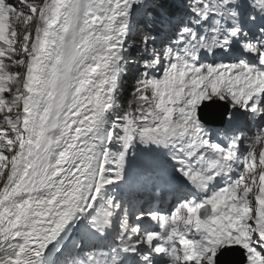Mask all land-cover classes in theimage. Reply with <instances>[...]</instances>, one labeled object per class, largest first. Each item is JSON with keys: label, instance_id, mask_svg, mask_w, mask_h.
I'll use <instances>...</instances> for the list:
<instances>
[{"label": "bare ground", "instance_id": "6f19581e", "mask_svg": "<svg viewBox=\"0 0 264 264\" xmlns=\"http://www.w3.org/2000/svg\"><path fill=\"white\" fill-rule=\"evenodd\" d=\"M64 1L60 8L54 9L52 4L55 3V0H44L43 2L48 11L43 22L41 39H39L40 41L34 48L37 71L35 75H30L29 85L25 88V90L34 89L35 87L49 89V78L51 75V78H53L55 73L56 80L54 79L55 82L51 81L54 82V85L50 99L52 103L48 115L54 113L57 116V120L54 121L55 129L44 139V144L47 148V153L44 155L45 158L47 156V161L45 162L47 171L41 176V181L38 178L32 179L33 185L37 186L38 190L35 193L34 191L31 192L28 189V183L31 175H33L39 154V140L41 139V130L39 128L40 125L41 127L44 125L46 119L44 118L36 133L32 129L29 130L30 126L26 130V138L28 140L24 142L25 145L21 147L19 154L15 156L14 164L7 173L8 181L0 193V221L6 220L10 228L9 245L0 264H16L22 255H26L31 264H44L48 254L43 255L42 246H47L50 242H54L57 239L55 243H59L60 239L65 235V229L68 228L69 224L73 221L81 220L82 206L87 199L89 187L95 177L96 167H98L96 163L102 150H100L102 147L101 143L104 142L103 140L108 131V122L113 115L112 109L115 103L117 106L118 102V99H115L116 86L113 90L115 91L113 97L110 95L112 89L109 86L107 88L110 92L106 89V83L103 81V71L95 67L94 63L103 61L105 68L109 69L111 68H108L109 62L113 61V59L116 62L115 64L119 62L120 56L118 54H121L120 49L124 48L122 45L125 46L128 42L129 28H127V23H129L130 15L128 16L127 13L131 9V4L129 5V3H132L133 0ZM122 36L123 39L121 41ZM62 40L69 48L66 46L64 51L61 48L60 63L57 71L54 72L52 64H49L42 79L39 81L40 63L43 62L47 65L48 60L50 62L54 60L53 57H46L44 62L43 56L46 55L49 48L57 52L62 45H52L48 49L45 48H47L48 44H56ZM247 40L251 39L247 38ZM77 41L80 44L83 60L78 66V70H74V64L70 62V59L75 58L74 53L77 50L72 48V46L76 45ZM81 41L86 43L91 50H84L81 47ZM229 43L235 46V53L233 52L230 55L232 59L235 54L242 56L249 54L243 47V35L239 38L234 35ZM47 54H50V51ZM222 61L225 63V59H222ZM31 62H29L30 65ZM87 65L93 66V69L86 68ZM20 67L22 68V66ZM113 68L115 69L116 67L114 66ZM78 72H80L79 80L78 76H76ZM196 75L199 76L198 74ZM111 80L113 78L109 75L105 79L108 85ZM239 80L237 78V82ZM67 82H69V88ZM25 90L23 94L27 93ZM68 90L69 95L67 94ZM204 94L202 102L208 100V97ZM260 94L264 96V88L261 89ZM31 96L26 97L25 100L22 98L23 104L19 113L23 119V126L28 122L26 110L28 108L36 109L41 105V101L45 97V99L49 97L47 93H42L38 95L36 102H33L31 101ZM211 100L214 101L213 107L205 109V112L209 114L221 112L224 106L216 99ZM252 101V111H255L259 107V101H261L255 92ZM70 102L80 103L81 105H86V107L87 104L92 102L93 105H97V109L95 111L94 108L89 109L87 107L85 112L81 111V114H85L81 124L72 126V122L68 119L65 126L62 127L60 125L61 119L64 122L67 119L66 113H62V107ZM229 106L231 108H239L233 104H229ZM172 107L173 105L170 108L172 109ZM246 107L244 105L240 108ZM231 108L228 109L229 113H235L239 122L244 117L253 116L250 111ZM93 121L96 124L91 126ZM204 123L209 127H218L215 124ZM255 124L264 125V116L256 119ZM227 127L234 130L232 124L228 123L227 120L223 128L220 129L225 130ZM61 129L63 133L58 132ZM238 140L241 141V139ZM151 142L153 143V141ZM241 143H244L243 140ZM57 144L65 149V154L60 160H57L55 154ZM21 155L23 158H20ZM18 156L19 158H17ZM232 157L237 165L238 159L234 149ZM18 160L20 169L22 171L26 169L21 176L22 181L17 180L15 176L17 170L16 161ZM21 165L25 168L21 167ZM15 181H17L15 184L16 190L13 191ZM159 185L167 187V183L161 182ZM4 194L11 195L13 198L8 206H6V200L9 197L6 196L4 198L2 196Z\"/></svg>", "mask_w": 264, "mask_h": 264}, {"label": "rangeland", "instance_id": "374dc122", "mask_svg": "<svg viewBox=\"0 0 264 264\" xmlns=\"http://www.w3.org/2000/svg\"><path fill=\"white\" fill-rule=\"evenodd\" d=\"M132 1V0H129ZM134 1V2H133ZM132 3L130 2L129 5L131 7L129 13H127V15L129 17H131V21L132 23H130V19L128 20L129 23H127V28L128 29V42L125 46L122 45L120 52L118 55L120 56L119 60L117 57V60L119 61L117 64H115L116 62L111 61L109 62L108 68L106 69L105 66L103 65V61H96L94 63L95 67L100 68L103 71V81L106 83V89L109 91V89L107 88V86H109V88L112 89V92H110V95H112L114 97V87L116 85H118V83L121 80L122 77V70L124 69V64L127 61V54H128V49L131 47V41L132 39H134L135 37H140V42L142 39H144V36H142L141 33H139V31L137 30V26L139 19L141 18V15L144 12V6L140 5V0H133ZM44 0H40V2L38 4L35 5H31L27 4L23 1L24 3V7L22 9V13L23 14H17L16 20H18V24L21 27L20 31H16L17 35H19L20 41L21 43H18V46L16 48V50L18 51V53H20L23 57V61H22V71H21V75L19 77L20 80V85L21 87L19 88V93H20V100L18 101V105L15 107L14 105H12L11 103L8 102V99L10 97H13V86H9L6 85V87L9 88V91H5L1 85H0V153L2 154V156H0V189L2 188V181L4 180V176L8 173V169H9V165L11 164L12 161H14L15 155L19 154V151L21 150V147L23 145H25V141L28 140V138H26V130L28 129V127L30 126L29 130H34L36 133L37 128L39 127V125L42 122V119L46 118L51 106L50 102L51 97H52V92H53V85L54 82L56 80V76L55 73L53 74V78L51 75V79L49 78V89L48 88H37L35 87L34 89H30L29 90H25V88L29 85V77L30 75H35L36 71H37V64L35 62V55H34V48L37 46L38 41H40L39 39H41V32L43 29V22L45 20V14L47 13V7H45V5L43 4ZM65 1L64 0H55V3L52 4V8H60L63 3ZM14 21V20H13ZM137 23V24H135ZM208 25L214 26L215 28H218L219 25L215 23V19H211L208 23ZM125 28V29H127ZM31 32L29 38H27V35L24 34L25 31ZM27 32V33H28ZM24 39V40H23ZM123 39V36L121 37V41ZM28 40H32V42L28 41ZM156 43V42H155ZM24 44V47L26 48L27 52H23V47L22 45ZM52 45H62L59 47V49L56 51H54V49L49 48ZM154 48L155 51L150 52L149 54L146 53V49L143 48H137V50L139 51V54L143 56L142 59H150L151 57H159L161 58L162 62L163 59L160 56L161 55V50L164 47V43L157 41L156 44H154ZM66 43L64 42V40L60 41L59 43L56 44H48L47 48V53L48 51H50V54H47L43 56L44 62L46 57H53V61L50 62L48 60L47 65L43 62L40 63V68H39V81L42 79L45 70L47 69V66L49 64H52L53 70L54 72L57 71L58 69V65H59V59H60V55H61V48H63V51L66 48ZM81 47L85 50H91L86 43L81 41ZM67 48H69L67 46ZM72 48H76V53L75 54V58L74 59H70V62L72 64H74V70H78V66L80 65V63L82 62V57H81V48H80V44L77 41L76 45H73ZM147 48L151 49L150 46V42L147 45ZM112 59V58H111ZM32 61V62H31ZM174 61V60H173ZM183 58H178V60L176 61V66H177V77H182L184 78V82L183 83V90H182V95L185 96L186 95V99H184V101H182V104L179 105V107L182 109L183 113H182V117L179 118V116H175V119H178L180 121V123H183L184 125V131L182 133H179L173 142H165V144L171 149V152L174 151V149H178V147H180V145L186 146L189 148V150L191 151L192 155L197 157V160L194 163H198V165H196L198 172L196 174H190V178H200L201 180H204V177L207 179V181L209 182L210 179H212L213 175L212 173H214L215 171H218V168L221 166V161L219 159H216L213 156H210L211 154H214V151L219 149V138L221 136H217L215 135V133H220L219 131H224L221 130L218 127H200L197 122V120L195 119L194 116V112H195V105L197 104V102H199L202 98L203 95H195L192 92L193 88L195 85H197L199 83V81H197V75L194 74L191 70L192 68V63L191 60H189V64L186 66L185 63L183 62ZM31 62V65L30 63ZM111 64V65H110ZM116 67L115 69L113 68L114 66ZM106 65V64H105ZM223 65H226L225 63ZM77 67V69H76ZM88 69L92 70L93 66L91 65H87ZM32 69V70H31ZM115 71V72H114ZM32 72V73H31ZM115 74H114V73ZM110 73V74H109ZM28 74V75H27ZM59 74V73H58ZM80 72L76 73V76H78V80L80 77ZM110 76L111 78H113V80H111V83L108 85L107 82L105 81L107 76ZM55 76V77H54ZM28 78V79H27ZM53 79V80H52ZM55 79V80H54ZM54 81V82H51ZM168 84L166 83L165 86H167ZM67 86L69 88V82H67ZM222 87L225 91H228V95H229V102L231 101V99L234 97V91L232 90V83H227L224 82L222 84ZM37 88V89H36ZM36 89V90H35ZM27 91L26 94H23V92ZM33 90V91H32ZM49 90V93H48ZM201 90H206L207 92L204 94L206 97H208L207 99H215V94L210 91L208 89L207 85H203L201 87ZM21 91V92H20ZM48 94V98L47 99H43L41 101V105L39 107H37L36 109L34 108H28L26 111L27 115H28V122L27 124H25L24 126L23 124V119L21 117L20 109L22 107L23 101L22 98L25 100L26 97L31 96V101L36 102V100L38 99V95L39 94ZM209 93H211V96H209ZM67 94L69 95V90L67 91ZM244 95L246 96L245 100H240V99H234L233 100V105L235 107H241V106H247L250 102H252L253 105V95L254 92L253 91H248V90H244ZM145 99H148V97L144 96ZM163 97V96H162ZM167 97V96H164ZM218 97V96H216ZM2 98H5V100H3ZM115 99L116 98V93H115ZM14 100H11V102H13ZM150 101H153L152 98H150ZM162 104L164 105V109L167 110L171 107V105H173L172 109L174 111L179 110L178 105H174L172 104V102L167 101V100H163ZM87 107L89 109H93L96 111L97 109V105L96 104H92L89 103L87 104ZM86 105H81L80 103H76V102H70V103H66L64 104V106L62 107V113H66V117L67 119L65 120V122L61 119L60 125L62 127L65 126V123L68 121V119L72 122V126H76L79 125L83 122L84 118H85V114H81V111L83 110L85 112L86 110ZM117 106L116 103L112 109V117L109 120V124H108V131L105 135L104 138V142L101 143L102 147L100 148V155L98 156L97 159V163H96V170H95V177L89 187V191L87 194V199L85 201V204L87 203V201L89 200V197L93 196L95 194V191H97V189H99V185L96 184L97 182V177L98 174L100 173V168L102 166V156L103 155V151H104V147L106 144H109L111 142H113V139H110L112 137V133H111V121L112 118L114 117V112L116 110ZM39 113V116H38ZM24 116V114H22ZM182 119H186V121H182ZM239 122V120L237 119V117L230 123H237ZM96 124L95 121H93L91 123V126H94ZM39 130H41V125ZM225 130H227L228 133H231L232 135H235V133H240L239 129H234L231 130L230 127H227ZM59 133H63V130H58ZM102 134V133H101ZM211 134V135H210ZM140 133H132L131 135H126L125 136V142L126 139L128 140L129 138L131 139V144H128L129 147V151L131 152H136L137 146L135 144V140L139 137ZM215 136V138H214ZM159 139V138H157ZM236 139H241V141L243 140L242 138H236ZM209 141V143H211L212 145H210V150H208V152L206 153V156L208 157H198L200 154L198 152V150L200 149V143L202 144H206L204 143L205 141ZM228 138H225L224 142H228ZM32 143V142H31ZM121 144H125V143H121ZM255 146H249L250 147V151L247 150L245 151L244 155H243V168L240 169L241 171V178L239 180H237V183L235 184V186L232 189V194L235 198L239 199L240 197L243 199V209H248L252 212L251 217H250V221H251V225H250V232H249V236L253 239V243L255 246H257L258 240H262L264 237V182L262 184V187L260 185V181H262V177H260V174L264 172V165L260 166V162L257 160V154L258 152L256 151V149H259L260 145H261V141L260 140H256ZM171 146H173V148H171ZM198 153V155H197ZM55 154L57 156V160H60L64 154H65V149L63 147H60L57 144L56 147V151ZM170 155V151H167V155L166 158ZM175 157L177 159L179 158H184L186 161L188 160L187 156H183L181 155L180 152H177L175 154ZM19 158V156L17 157ZM20 158H23V156L21 155ZM154 158L157 160L158 164L162 167V175L158 174L156 167L152 166V165H147V163L145 162L144 164V169L142 170V173L140 174V177H142V179L144 181L148 180V174L152 175V177L154 178L153 181H156L157 183L161 181H166L167 177L170 175V173L172 172V168H174V166L170 167L169 164L167 163L168 160H162L160 158L159 155H154ZM100 160V161H99ZM143 160L144 157H143ZM121 161L120 160L117 162V164H120ZM180 164L183 166L184 161L179 159ZM17 163V170L15 173V176L17 178V180L22 181V174L26 171V169L24 171H22L20 169V162L19 160L16 161ZM240 161L238 160V164L239 165ZM99 164V165H98ZM171 164H174L173 162ZM21 167H23L21 165ZM25 168V167H23ZM7 172V173H6ZM249 174L251 175V177H249ZM185 175H189V174H185ZM27 176V174H26ZM139 175L137 173H133L131 174L132 177V181L130 183H134L136 182L135 180L137 179ZM9 177L7 176V179ZM263 180H264V175H263ZM8 181V180H7ZM17 181H15L14 186H13V191L16 190L15 188V184ZM158 183V184H160ZM260 185V187L262 188L261 193L258 192V186ZM215 189V188H214ZM222 186H218L215 191L214 194L216 195V197H219L220 192L222 190ZM2 190V189H1ZM103 189L101 188V191ZM244 193V195H242ZM186 197H183L181 199H179V204L177 205V209L178 210H182L185 209V205L187 204L186 199H184ZM12 196L10 195L7 202H6V206L9 205V202L12 201ZM214 199V195H208V200L212 201ZM197 199H195L194 201H196ZM192 201V200H191ZM193 204V201L191 202ZM174 209V205L173 207H171L170 210ZM260 224H258L257 223ZM72 229V228H71ZM253 229V230H252ZM262 234V235H259ZM83 235L84 238V234L81 233L80 235L78 234H73L71 232V230H68L67 233H65V235L60 239L61 241L58 243L59 244H65L67 245L65 241V239L69 238L70 236H75L70 244L72 242H74L76 239L80 238ZM89 235V234H86ZM95 242L91 241L88 245L89 248H91L94 245ZM96 248H98L95 245ZM99 249V248H98ZM100 250V249H99ZM101 252V251H100ZM116 256V249H113L111 251V253L106 257V260H110L112 257ZM99 257V256H97ZM264 262V259L262 260ZM16 264H29V258L26 255H22L21 258H19L16 262ZM45 264H49V257L46 260ZM99 264H102L99 261Z\"/></svg>", "mask_w": 264, "mask_h": 264}, {"label": "snow or ice", "instance_id": "6c2138e0", "mask_svg": "<svg viewBox=\"0 0 264 264\" xmlns=\"http://www.w3.org/2000/svg\"><path fill=\"white\" fill-rule=\"evenodd\" d=\"M0 2H2L5 13L8 17L7 22L9 24V32L11 34L13 20L16 19L17 14H23L22 9L25 5L23 0H0ZM196 4H198L199 7H196ZM140 5L144 6V12L139 19L138 24L145 30L144 43L146 45L149 42V36H151L153 43L160 41L164 44L174 43L177 39H179L180 43L183 44L185 36H187L189 40H192L193 37H195L196 40L201 38L207 39V37L204 36V33H207L209 30L208 21L210 19L216 17H224L227 19L228 16L235 17L233 24L239 29V31H235L232 25H226L228 32L231 34L235 31V36L237 38L241 35L253 37L251 40L244 41V43L255 44L258 49L255 53L250 54L249 59L252 64H260V67L253 69V71L264 70V64L260 63V56L264 53V0H243L239 6L234 5L233 0H213V3H210L209 0H196V3H194L191 7L186 6L185 0H140ZM205 7L212 9V11L207 15H202L201 10ZM184 8H187V10L191 13L192 18L188 24L184 23L185 16L181 15V11ZM129 19L130 23H132L131 17H129ZM215 23L219 24L220 20L215 19ZM192 25L196 26L192 27ZM201 25H203L202 28ZM241 25H243V27H240ZM193 42L195 43V41ZM153 51H155L154 48ZM201 51H204V49H201ZM223 51L225 54L231 51L230 44L226 45ZM148 64L149 60L145 58L143 61L145 71L142 73L145 80L149 79V76L147 75L148 69L146 67ZM250 83L251 81H249V84ZM133 91H135V89H133ZM209 96H211V93H209ZM213 102V100L208 99L200 103L196 108L197 118L201 122L203 121L209 124H215L218 128H223L226 120L228 123H231L236 118L235 113H229L228 109L231 108L229 104L224 103L223 101H219L220 104L224 106L223 112L211 114L206 113L205 109L213 107ZM144 107L148 111L142 113L141 119L148 116V112L152 111L154 105L146 104ZM259 107L264 108V103L259 101ZM231 109L247 110L257 117L264 116V111H252V102H250L246 108ZM127 115L128 113H124V116ZM136 115L137 113H133V117ZM122 119L123 117L118 115L114 120V123L120 124ZM111 132L113 137L116 138H118L119 135H123L122 128L120 130L111 129ZM219 132L222 137L228 135L227 130ZM236 136L238 135H233L232 138L235 139ZM237 143H239V141H237ZM170 159L178 166L176 171L187 179L185 175L187 167L181 166L178 159L174 155L170 156ZM189 160L186 161L187 166H191L188 163ZM122 179L123 175L119 177V181ZM109 182L112 183L113 181ZM96 199L98 200L99 197ZM89 201L92 202L91 196L89 197ZM94 205L95 204L93 203V207ZM113 206L116 207L117 212H119L120 207L114 201ZM89 211H91V209ZM149 215L153 214L149 213ZM81 219L86 221L85 227L87 228V231L85 232L90 233V235L94 238L96 236L103 237L98 235L95 230L92 229L89 223L90 217H81ZM136 219L141 220L142 214L137 215ZM76 223L77 221L70 223L64 233H67L69 229L73 228V224L75 225ZM135 228L140 231V234L147 235V232L142 233L139 224L135 225ZM127 238L132 241L133 244L125 255L113 257L114 264H121L124 256L130 257L128 264H154L153 256L162 255L157 252L155 243L146 247L150 249L149 252L143 251L139 242V234L135 237V239H133L131 234H128ZM56 241L50 242L47 246H42L43 255L45 256L47 253L49 256V264H94V262L98 260L96 256L97 248L95 245L89 248L85 243L83 235L68 246H58L55 243ZM258 243L261 247L257 248V251H260L261 254L264 255V240H258ZM99 251H101L104 256H107L108 254L106 249H100ZM250 255L251 253L247 251V246L245 248H241L239 246H226L217 251L212 264H249L248 258ZM237 256H239V261H237ZM29 264H31V261H29Z\"/></svg>", "mask_w": 264, "mask_h": 264}, {"label": "trees", "instance_id": "16d2710c", "mask_svg": "<svg viewBox=\"0 0 264 264\" xmlns=\"http://www.w3.org/2000/svg\"><path fill=\"white\" fill-rule=\"evenodd\" d=\"M25 3L31 5L38 4L40 0H23ZM187 0H185L186 2ZM199 6V5H198ZM186 16V15H183ZM8 17L5 13V9L0 2V83L1 84H13L16 87H19L20 80L19 77L21 75V67L18 64H15V61H18L16 52L13 50V45L15 43V36L13 32V24L11 34L9 32V24ZM137 30L142 36L145 35V30L142 26L138 25ZM31 32L27 33V38H29ZM149 42L152 44L151 36H149ZM148 42V43H149ZM180 43L179 39L174 42V44L178 45ZM148 45V44H147ZM147 45L144 43V39L140 42V37H135L131 41V47L128 51L127 61L124 64V69L122 70V77L118 86L117 93V110L115 112L114 119L112 121L113 129L120 130L122 128L123 135H119L118 138L113 137V142L106 145L105 148V175L108 179H115L119 181V177L123 175V179L125 180V173L123 171V165L115 166L114 163L118 161L123 156L125 151V136L130 135L131 133H142V138L140 144L144 147L143 151L139 154L140 159L143 160L145 158H150L151 155L147 151V140L148 135L152 131H161L162 133H171V129L176 126H170L165 122H160V111L156 110L153 112H148V116L141 119V115L143 112L148 111L144 106L146 104H153L157 102V99L154 101H150V98H155V91H158L159 88L168 84L167 76L170 73V56L172 51L170 47H166L165 51H167L169 57H167V67L165 71L159 72V70L154 73L152 72L153 65L157 63V58L151 57L149 59V64L146 66L148 69L147 75L149 79L145 80L142 73L145 71V66L143 65L144 59L142 55L139 54L137 48H145L146 53L149 54L151 49L147 48ZM175 45V46H176ZM138 82V83H137ZM135 89V91H133ZM147 92L150 94L148 99H145L144 96L147 97ZM18 97L14 98V103L17 104ZM124 113H128L127 116H124ZM133 113H137L135 117H133ZM122 116V122L120 124L114 123V120L117 116ZM139 156L134 155L133 153L127 154L124 157L128 160L130 165H134L139 162Z\"/></svg>", "mask_w": 264, "mask_h": 264}, {"label": "water", "instance_id": "95a60500", "mask_svg": "<svg viewBox=\"0 0 264 264\" xmlns=\"http://www.w3.org/2000/svg\"><path fill=\"white\" fill-rule=\"evenodd\" d=\"M214 104H216V103H214ZM223 111H224V108H223V110H221V112H223ZM50 119L53 120L54 118H50ZM49 131H50V127H44L42 129V133H43L42 135L45 136L47 133H49ZM237 261H239V256H237Z\"/></svg>", "mask_w": 264, "mask_h": 264}]
</instances>
